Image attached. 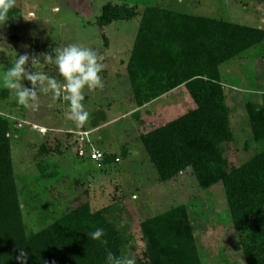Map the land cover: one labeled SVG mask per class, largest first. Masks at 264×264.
<instances>
[{"label": "rangeland", "instance_id": "rangeland-1", "mask_svg": "<svg viewBox=\"0 0 264 264\" xmlns=\"http://www.w3.org/2000/svg\"><path fill=\"white\" fill-rule=\"evenodd\" d=\"M105 4L131 7L138 14L153 6L264 30V0H15L7 20L0 21V73L27 54V72L63 84L45 54L54 56L56 49L73 43L94 49L104 66L103 89L84 90L90 119L83 127L68 118L62 97L42 91L47 81L35 86L37 100L30 104L37 107L19 105L10 90L0 87V115L10 123V161L26 234L40 232L88 203L92 211L105 210L120 231L122 255L147 264L140 224L183 206L202 264H247L221 183L201 189L190 169L165 182L159 179L140 131L176 119L196 103L181 87L153 100L143 110L147 114L131 115V88L122 60L128 61L139 18L99 27L96 20ZM219 72L233 130V139L223 146L224 157L239 166L257 147L248 131L246 104H261L264 97V41L222 64ZM22 83L32 87L26 79ZM84 130L97 139L107 161L76 156V138ZM85 146L89 151L95 145Z\"/></svg>", "mask_w": 264, "mask_h": 264}, {"label": "trees", "instance_id": "trees-1", "mask_svg": "<svg viewBox=\"0 0 264 264\" xmlns=\"http://www.w3.org/2000/svg\"><path fill=\"white\" fill-rule=\"evenodd\" d=\"M136 18L138 30L126 64L135 105L142 107L179 87L196 103L194 110L140 131L159 179L165 182L190 169L201 189L221 183L246 263L264 264V97L261 104H246L256 150L243 164L231 165L223 147L233 139L231 113L219 72L222 64L264 41V30L153 6L138 14L131 7L105 4L96 22L104 27ZM9 132V120L0 115V264H21V251L27 253L24 264H105L106 250L122 255L120 231L105 210L92 211L88 203L40 232L26 234ZM96 228L104 229L106 244L90 237ZM140 229L147 264H202L185 207L149 218Z\"/></svg>", "mask_w": 264, "mask_h": 264}, {"label": "clouds", "instance_id": "clouds-1", "mask_svg": "<svg viewBox=\"0 0 264 264\" xmlns=\"http://www.w3.org/2000/svg\"><path fill=\"white\" fill-rule=\"evenodd\" d=\"M14 5L15 0H0V21L7 20L6 16ZM101 59L102 57L94 49L76 43L56 49L54 56L45 54V60L54 63L58 74L64 80L63 84H59L53 77L42 73L27 72L24 66L29 57L27 54H20L14 64L0 73V87L10 90L19 105L37 107L36 103L30 104V101L37 100L35 86L47 81V86L43 87L42 91L52 90L54 99L62 97L67 102L68 118L75 122L76 127H83L90 119V113L83 103L84 90L103 89L104 87L100 75L104 67L100 62ZM25 79L31 82V88L23 85L22 81ZM89 235L94 240L107 243L102 239L103 228H96ZM26 257L27 253L21 251L17 259L24 264ZM105 264H136V260L131 256L117 255L109 249L106 250Z\"/></svg>", "mask_w": 264, "mask_h": 264}, {"label": "built area", "instance_id": "built-area-1", "mask_svg": "<svg viewBox=\"0 0 264 264\" xmlns=\"http://www.w3.org/2000/svg\"><path fill=\"white\" fill-rule=\"evenodd\" d=\"M90 132L88 130L79 131L78 136L76 138L77 140V147H76V156L78 158H84L86 156L89 157L91 161L101 163L105 159V153L97 148L90 147V150H86L87 144L90 145L91 140L89 138ZM119 159L116 158V161Z\"/></svg>", "mask_w": 264, "mask_h": 264}, {"label": "crops", "instance_id": "crops-1", "mask_svg": "<svg viewBox=\"0 0 264 264\" xmlns=\"http://www.w3.org/2000/svg\"><path fill=\"white\" fill-rule=\"evenodd\" d=\"M115 22H119V21H115ZM113 23V22H112ZM112 23H110V24H112ZM109 24V25H110ZM138 24H139V22H138ZM108 26V25H107ZM106 26H104L103 28H105ZM128 59H129V57H128ZM122 64H123V67H125V70H126V61H124L123 62V60H122ZM121 64V65H122ZM127 74V73H126ZM181 87H179V88H177V89H175V90H173V91H170L168 94H165V95H163V96H161V97H164V96H166V95H169L170 93H174L175 91H177L178 89H180ZM129 101H130V103H131V106H132V111H131V115L134 113V111L135 112H138L139 113V115H140V113L142 112V113H146V112H143V110L151 103H148V104H146V105H144V106H142V107H137L136 105H135V103L133 102V100H132V95L130 96V98H129ZM133 112V113H132ZM147 114V113H146ZM89 138H90V140H91V143L92 144H94L95 146H94V148H97V149H99L100 150V148L98 147L99 145H97L98 143V141H96L95 139H93V138H91V135L89 136ZM93 147V146H92ZM101 151H103V150H101ZM131 153H132V151H131Z\"/></svg>", "mask_w": 264, "mask_h": 264}]
</instances>
